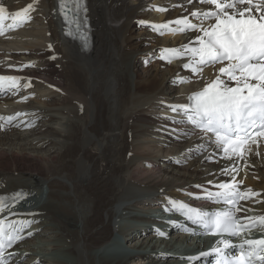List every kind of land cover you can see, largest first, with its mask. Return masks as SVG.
<instances>
[{
	"label": "bare ground",
	"instance_id": "bare-ground-1",
	"mask_svg": "<svg viewBox=\"0 0 264 264\" xmlns=\"http://www.w3.org/2000/svg\"><path fill=\"white\" fill-rule=\"evenodd\" d=\"M147 1L87 0L92 47L83 52L65 36L58 0H0L11 17L35 6L27 20L37 18L45 32L31 34L37 44L0 48V76L18 78L11 93L0 98V196L12 194L0 206V221L4 228L11 225L5 230L16 237L6 254L9 264H22L25 257L26 264H197L192 260L204 251L197 238L176 222L168 233L148 216L198 211L220 199L215 193L223 183L234 185L237 196H253L241 202L251 214L235 215L262 222L264 235V135L240 146L239 154L225 156L181 114L182 121H175L157 110L184 105L191 93L217 79L222 86H236L219 71L227 64L200 76L184 67L191 63L185 49L199 47L204 34L174 22L207 21L204 28L210 30L215 17L191 13L216 11L215 6L151 0L156 4L150 8ZM253 14L259 16L255 8ZM144 21L173 37L156 39L140 24ZM136 27L143 33H135ZM171 59L182 64L165 62ZM146 61L154 66L143 77L137 65ZM26 97L31 99L24 102ZM23 116L32 118L22 121ZM167 131L175 139H152ZM121 219L149 225L130 224L125 231ZM123 234L120 245L116 239Z\"/></svg>",
	"mask_w": 264,
	"mask_h": 264
},
{
	"label": "snow or ice",
	"instance_id": "snow-or-ice-1",
	"mask_svg": "<svg viewBox=\"0 0 264 264\" xmlns=\"http://www.w3.org/2000/svg\"><path fill=\"white\" fill-rule=\"evenodd\" d=\"M191 3L192 0H189ZM215 6L216 11L204 13L192 12L193 17L202 16L203 19L215 17V24L211 29L200 27L204 38H198L199 47L186 48V53H191V63L185 64L193 72L197 66L222 63L228 61L225 67L219 71L227 74L235 81V87L222 86L219 79L213 81L202 91L189 97L191 103L187 106H173L172 111L183 108L187 121L206 133L215 136V143L222 146L225 156L229 153H237V149L244 142L253 129H258L260 135H264V0H200ZM247 4L248 7L240 10L239 6ZM62 7L64 5L62 4ZM253 8L259 12V16L253 14ZM32 5H28L22 12L17 11L12 15L13 28L26 22ZM231 10V11H229ZM5 9L0 7V25L5 19ZM174 23L184 25L186 29L195 30L198 26L189 23L187 19H177ZM163 27H167L164 25ZM3 28L0 27V32ZM256 83H251V81ZM7 81L10 88L17 86L18 78L12 76H0V87ZM183 82V81H182ZM11 119V118H9ZM215 196L225 203H233L238 193L235 186L228 183L220 184ZM209 193V196H212ZM242 198V197H241ZM3 202L0 201V206ZM183 207V205H181ZM190 212L192 210H189ZM195 223L204 224L215 228L217 234L226 232L229 235H237L231 212H217L209 219L207 214L199 211L193 213ZM190 218H192L190 216ZM264 221V218H260ZM11 227V225H10ZM22 231V228L18 229ZM16 239L15 234L6 232L3 221H0V247L10 245ZM226 247L228 242L223 241ZM249 245L259 244L264 247V240L247 241ZM220 253V250H217ZM244 253L238 261H228L222 258L220 264H245ZM255 253L248 254L247 264H251ZM264 262V255L256 257Z\"/></svg>",
	"mask_w": 264,
	"mask_h": 264
},
{
	"label": "rangeland",
	"instance_id": "rangeland-1",
	"mask_svg": "<svg viewBox=\"0 0 264 264\" xmlns=\"http://www.w3.org/2000/svg\"><path fill=\"white\" fill-rule=\"evenodd\" d=\"M147 4H149V5H151L150 6V8L152 7V6H154L156 3H155V1H147ZM33 7V9H35V6H32ZM200 8V11H204V8H202V6H200L199 7ZM148 11H150V10H148ZM195 19V18H194ZM188 21H189V23H191V24H197V28L194 30V31H200L199 29H200V27L202 26L203 28H204V26L205 27H207V26H209L208 24H209V22H207V21H205V22H197V20H195V21H193L192 19H188ZM195 22V23H194ZM205 23H206V25H205ZM141 25H143V26H145V27H147V29H149L150 28V30L152 31L151 33L154 35H156V39H159V38H161V39H163V40H165V37L166 36H168V37H166L167 39L166 40H168V39H171L173 36V33H165V31L162 29V26H157V23H149V22H141L140 23ZM153 25V26H152ZM156 25V26H155ZM155 26V27H154ZM156 27H159V28H156ZM42 28H43V25L41 24V23H39L38 22V20H37V18H35V17H33V19L32 20H29V22L27 23V24H25L22 28H19L18 30H16V31H14L13 33H11L10 35H6V36H4V37H2V39H0V48L2 49V50H5L7 47H5V46H14V45H16V46H20V45H26V44H37V42L35 41L36 39H33V38H31V34H34V33H37L38 31H41L43 34H45V32H44V30H42ZM162 29V30H161ZM134 30V32L135 33H140L141 32V30L142 29H138V27H136V29H133ZM144 30V29H143ZM142 30V31H143ZM191 30H193V29H191ZM164 31V32H163ZM26 32H28V33H26ZM184 32V31H183ZM183 32H181L180 33V35H182L183 37H185V34L183 33ZM189 32L191 33L192 31H190L189 30ZM30 33V34H29ZM141 33H143V32H141ZM15 34V35H14ZM168 34V35H167ZM172 34V35H171ZM170 35V36H169ZM11 36V37H10ZM170 37V38H169ZM17 41V42H16ZM20 41V42H19ZM154 43L152 42V45H153ZM144 47H146V45L145 44H143V45H134V48L136 49H143ZM154 47H155V52L157 51L156 50V48H158L157 46H155L154 45ZM171 54L169 53V56H170ZM165 62H167L168 64H170V65H178V66H180L181 64H182V61L181 62H177L176 60L174 61H172V60H168V61H165ZM140 63V62H139ZM154 66V62L153 61H146L144 64H138L137 65V69H138V74L139 75H141V76H145V74H146V71L147 70H149V69H151L152 67ZM158 68V67H157ZM214 68H216V67H214ZM211 69H213V67H211V66H207V67H200V66H198V70L196 71V72H193V71H191L190 70V73L192 74V75H196V76H200L201 75V73L203 74V72L205 73V71H208V70H211ZM160 71H165V68H162V67H160ZM29 79H31V78H29ZM185 85H187L186 83H184ZM184 84H181V87H179L181 90H183V88L185 87V86H183ZM183 86V87H182ZM174 87H177V86H175L174 85ZM16 95L18 94V92H16L15 93ZM31 98L30 97H26V98H24L23 100H24V102H27V101H29ZM39 100L40 99H38V97H37V99H33V102H39ZM147 107V106H146ZM157 110L160 112V114L161 115H166V118L167 119H172V120H175V121H182V119L180 120L179 118H181V117H179L178 115L179 114H172L171 113V111H170V108H166V109H158L157 108ZM176 117V118H175ZM178 117V118H177ZM22 118H29V119H31L32 117H30V116H23V117H21V120L23 121V119ZM24 119V120H25ZM163 133L162 132H160V135L158 134V135H152V139H154L156 142H162V143H166L167 141H168V136L169 135H172V138H174L175 139V136L176 135H173V134H171V132L170 131H167V133H165V135H162ZM171 137V136H170ZM177 138V137H176ZM172 145V144H171ZM259 145V144H258ZM178 148V147H177ZM54 150V149H53ZM180 159H183V156H180V155H177ZM212 162V161H211ZM256 205H259V204H255V206ZM246 213H250V212H247L246 210H244ZM251 214V213H250ZM117 237V236H116ZM142 239V238H141ZM158 255H161V254H158ZM59 257H60V255H59ZM27 257H25V259H22V260H20L19 262L20 263H22V264H26L27 263V259H26ZM162 258H164V256H162ZM156 259V258H155ZM63 260H67V261H74V259H70V258H64ZM138 262V261H137ZM137 262H133V260H128V263L129 264H136ZM37 264H41V263H37Z\"/></svg>",
	"mask_w": 264,
	"mask_h": 264
}]
</instances>
